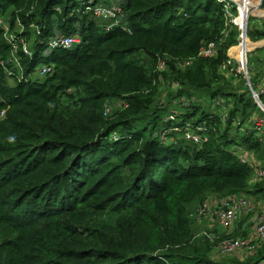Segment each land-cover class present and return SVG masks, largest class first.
<instances>
[{
    "label": "trees",
    "instance_id": "trees-1",
    "mask_svg": "<svg viewBox=\"0 0 264 264\" xmlns=\"http://www.w3.org/2000/svg\"><path fill=\"white\" fill-rule=\"evenodd\" d=\"M88 5L0 0L32 52L0 29V264H264V241L223 255L194 217L210 196L264 198L238 155L264 166V136L239 130L260 110L222 71L237 26L216 0H120L126 26L110 29ZM263 25L248 19V45ZM60 34L78 41L48 50Z\"/></svg>",
    "mask_w": 264,
    "mask_h": 264
},
{
    "label": "built area",
    "instance_id": "built-area-1",
    "mask_svg": "<svg viewBox=\"0 0 264 264\" xmlns=\"http://www.w3.org/2000/svg\"><path fill=\"white\" fill-rule=\"evenodd\" d=\"M221 4L223 16L227 24L236 25L238 28L237 44L229 49L226 62L222 66V71L226 74H242L245 79V84L248 92L251 94L256 103L260 114H255L251 117L250 127H240L239 130L248 134L252 133L259 140L264 136V72L259 76L257 82L253 84L250 81V76L247 70L245 54L254 49V45H248L247 26L248 19L255 14L264 17V7L262 0H216ZM85 11H92L94 16L106 22L105 28L110 29L116 26L124 28V12L120 6V0H99L94 3L93 0H87ZM264 22V18L261 19ZM10 17L7 13H0V29L4 32V37L13 48H16V42L23 44V53L31 55V50L24 43L22 38L15 36L16 32H20L22 27L17 23L14 29H9ZM264 27V25H263ZM78 40L70 35H55L47 40L48 50L54 48L68 49ZM215 49L214 43H209L202 50V55L208 56L213 54ZM14 67L19 68L17 57L12 55ZM159 69H163V62L160 63ZM51 71L50 65L41 64L37 68V73L40 76L49 74ZM21 74V73H20ZM19 74V75H20ZM10 75V71L7 73ZM18 75V76H19ZM108 108L105 109V112ZM172 118V115L169 116ZM239 125V122H238ZM201 130L202 128H198ZM163 138V136H161ZM184 137L194 143H199L203 140V135L196 134L192 131H186ZM239 160L242 164L252 165L253 175L252 181L256 182L264 178V166L253 158V155L245 150L238 151ZM215 202V214L222 229L231 230L235 221L241 217L250 215V222L253 226L252 238L228 237L222 240L218 246V251L223 255H232L237 251H252L260 243L264 241V202H260L259 198L248 197L246 195H229L224 198H207L203 200L196 208L194 217L197 223H203L210 212L211 202ZM209 239H212L213 233L207 234ZM239 249V250H238Z\"/></svg>",
    "mask_w": 264,
    "mask_h": 264
},
{
    "label": "rangeland",
    "instance_id": "rangeland-1",
    "mask_svg": "<svg viewBox=\"0 0 264 264\" xmlns=\"http://www.w3.org/2000/svg\"><path fill=\"white\" fill-rule=\"evenodd\" d=\"M257 18L259 19H263L264 17H261L260 15L258 14H255ZM260 44V43H259ZM253 45V44H252ZM247 55H251L252 57L255 56V58L257 57H261L263 58L264 57V47H262V45H260V48L259 49H256V47L254 46V49L250 50L247 52ZM263 56V57H262ZM251 57V58H252ZM253 58V59H255ZM254 61V60H253ZM257 62H255L256 64ZM260 70H262V65L261 66H258ZM263 74V73H261ZM205 103V102H204ZM112 137H117L116 133H113L112 134ZM250 215L251 214H248L246 216H241L238 218V220L235 221L234 225H233V228L231 230H225V229H222L220 227V229H218V232H216L217 236H223V238L221 240H224L226 238H228L229 236L230 237H241V238H252V235H253V226L250 222ZM242 220V221H241ZM200 225H202L203 223H198ZM203 226V225H202ZM237 228V229H236ZM202 229V228H201ZM202 234V232L200 233ZM240 234H243V236H241ZM217 237V238H218ZM220 238V237H219ZM239 250V249H238Z\"/></svg>",
    "mask_w": 264,
    "mask_h": 264
},
{
    "label": "crops",
    "instance_id": "crops-1",
    "mask_svg": "<svg viewBox=\"0 0 264 264\" xmlns=\"http://www.w3.org/2000/svg\"><path fill=\"white\" fill-rule=\"evenodd\" d=\"M253 45L256 47V49L260 48V45H262V47H264V41H259L257 43H254ZM250 58H251V55L248 56L247 54H245V61H246V65L247 66H248V63H249L248 60ZM263 72H264V64H263V68H262V72L261 73H263ZM210 198H213V196H210ZM259 201L260 202H264V198H259ZM198 206L199 205H197L196 208ZM196 208H195V210H196ZM195 210H194V213H195ZM202 225H200V226H202L205 230H214V231H217L218 232V229H220L221 226H220L219 221H218V219L216 217V214H215V202L214 201L211 202L210 212H209L208 216L205 218V220H204V222H203ZM237 252L240 253V252H243V251L242 250H239Z\"/></svg>",
    "mask_w": 264,
    "mask_h": 264
},
{
    "label": "water",
    "instance_id": "water-1",
    "mask_svg": "<svg viewBox=\"0 0 264 264\" xmlns=\"http://www.w3.org/2000/svg\"><path fill=\"white\" fill-rule=\"evenodd\" d=\"M233 150H236V147H234Z\"/></svg>",
    "mask_w": 264,
    "mask_h": 264
}]
</instances>
